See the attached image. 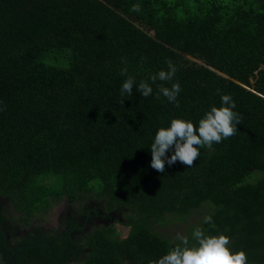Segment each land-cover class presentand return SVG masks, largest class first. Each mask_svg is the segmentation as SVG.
<instances>
[{
    "label": "trees",
    "instance_id": "1",
    "mask_svg": "<svg viewBox=\"0 0 264 264\" xmlns=\"http://www.w3.org/2000/svg\"><path fill=\"white\" fill-rule=\"evenodd\" d=\"M141 5L139 13L131 11ZM175 64L172 81L151 75ZM147 80V98L127 76ZM179 82V106L158 86ZM229 94L235 135L200 149L192 167H151V144L174 118L196 126ZM172 151L168 152L170 157ZM90 196L128 232L99 231L83 264H149L174 247L156 233L169 217L225 234L248 264H264V0H0V246L15 264H56L70 235L34 219ZM211 216L212 223H204ZM34 230L10 243L4 228ZM51 246L54 251L39 253ZM36 246V247H35ZM66 264V263H63ZM71 264V263H68Z\"/></svg>",
    "mask_w": 264,
    "mask_h": 264
},
{
    "label": "clouds",
    "instance_id": "2",
    "mask_svg": "<svg viewBox=\"0 0 264 264\" xmlns=\"http://www.w3.org/2000/svg\"><path fill=\"white\" fill-rule=\"evenodd\" d=\"M131 11L139 13L140 4H134ZM168 69L160 70L157 74L151 75L152 84L159 81H172L176 75L177 68L171 61L167 62ZM122 75L127 76L121 87V95H132L133 87L144 98L153 93V87L147 80H142L137 85L134 76H128L125 67ZM181 91L179 82L172 83L170 87L163 84L158 86L157 98L163 95L167 100L177 107L178 95ZM222 105L213 106L205 113L196 126L191 120L174 118L169 127H160L155 134L154 142L151 144V167L158 172H164L166 163L173 165L177 161L187 167H192L200 156V149H211L214 143H221L223 140L235 135L237 126L241 124L242 117L235 112L236 104L231 95L221 96ZM173 154L169 157L168 152ZM204 223H212V217L205 218ZM190 243L189 237L178 235L180 243L171 248L167 254L158 260H151L149 264H248V254L245 250L234 252L231 245V238L223 233L209 235L201 227L195 228L192 232Z\"/></svg>",
    "mask_w": 264,
    "mask_h": 264
},
{
    "label": "flooded vegetation",
    "instance_id": "3",
    "mask_svg": "<svg viewBox=\"0 0 264 264\" xmlns=\"http://www.w3.org/2000/svg\"><path fill=\"white\" fill-rule=\"evenodd\" d=\"M64 202L69 206V210L67 216L63 217V222L60 224V228L57 230L46 229V231L54 233L65 231L70 235L69 250L67 249L63 256L55 260L56 264H83L85 260L91 259L89 255L92 250L89 247L90 244L87 243L92 235L99 231H108L110 228L116 230V224H122V226L126 228L124 226V218L122 214H118L116 211L107 213L104 205L100 201L92 198V196L87 199H81L72 206L69 205L68 200H64ZM5 205H7V202H4V200L0 198V208L5 207ZM11 223L13 224V229L4 228L6 238L10 243L16 240V238H14L15 235L21 240L30 239V232H33L34 230H23L18 228L15 232L14 228L17 227V223H15L13 219H11ZM34 226L35 228H44L39 227L38 224H34ZM116 232L119 237L125 236L120 235L117 230ZM10 233H14L15 235L11 236ZM45 246L46 249L39 253L43 252L44 254H47L49 253L47 251H54L51 246Z\"/></svg>",
    "mask_w": 264,
    "mask_h": 264
},
{
    "label": "rangeland",
    "instance_id": "4",
    "mask_svg": "<svg viewBox=\"0 0 264 264\" xmlns=\"http://www.w3.org/2000/svg\"><path fill=\"white\" fill-rule=\"evenodd\" d=\"M206 208V206H203L185 220L169 217L164 224L156 227V233L160 236H165L175 246L180 243L177 240L178 235L189 236V226L200 223L205 216ZM68 210L69 206L63 201L56 205L50 212L39 214L35 218L34 224H38L39 227H44L45 229L57 230L63 222V217L67 216ZM116 230L120 235L127 234V229L122 224H116Z\"/></svg>",
    "mask_w": 264,
    "mask_h": 264
},
{
    "label": "water",
    "instance_id": "5",
    "mask_svg": "<svg viewBox=\"0 0 264 264\" xmlns=\"http://www.w3.org/2000/svg\"><path fill=\"white\" fill-rule=\"evenodd\" d=\"M36 247V246H35ZM31 249L32 246H25V247H20L19 249H17L14 254L12 255V257L10 258V260L6 261L4 259V255L2 254L1 252V246H0V264H14L15 263V260H16V257L18 255V253L23 250V249Z\"/></svg>",
    "mask_w": 264,
    "mask_h": 264
}]
</instances>
